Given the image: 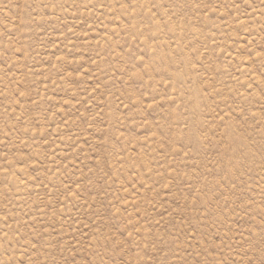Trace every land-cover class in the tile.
I'll use <instances>...</instances> for the list:
<instances>
[{
  "label": "rangeland",
  "instance_id": "obj_1",
  "mask_svg": "<svg viewBox=\"0 0 264 264\" xmlns=\"http://www.w3.org/2000/svg\"><path fill=\"white\" fill-rule=\"evenodd\" d=\"M0 264H264V0H0Z\"/></svg>",
  "mask_w": 264,
  "mask_h": 264
}]
</instances>
